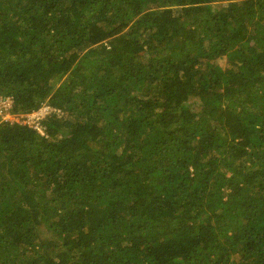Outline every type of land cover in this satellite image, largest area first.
<instances>
[{
	"label": "trees",
	"instance_id": "1",
	"mask_svg": "<svg viewBox=\"0 0 264 264\" xmlns=\"http://www.w3.org/2000/svg\"><path fill=\"white\" fill-rule=\"evenodd\" d=\"M8 98L0 264H264V0H0Z\"/></svg>",
	"mask_w": 264,
	"mask_h": 264
},
{
	"label": "rangeland",
	"instance_id": "2",
	"mask_svg": "<svg viewBox=\"0 0 264 264\" xmlns=\"http://www.w3.org/2000/svg\"><path fill=\"white\" fill-rule=\"evenodd\" d=\"M49 112V106L48 105H44L42 106L38 111L32 112L22 116H10L9 119L13 120V121H22V122H30L33 123L36 118L38 117H44L47 113ZM22 117H25V120H21Z\"/></svg>",
	"mask_w": 264,
	"mask_h": 264
},
{
	"label": "built area",
	"instance_id": "3",
	"mask_svg": "<svg viewBox=\"0 0 264 264\" xmlns=\"http://www.w3.org/2000/svg\"><path fill=\"white\" fill-rule=\"evenodd\" d=\"M12 106V100L11 99H5V100H0V110H2V108H9ZM10 115H6V119H9Z\"/></svg>",
	"mask_w": 264,
	"mask_h": 264
}]
</instances>
